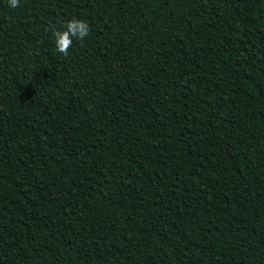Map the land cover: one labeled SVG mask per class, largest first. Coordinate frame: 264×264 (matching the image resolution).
Masks as SVG:
<instances>
[{
	"label": "trees",
	"instance_id": "16d2710c",
	"mask_svg": "<svg viewBox=\"0 0 264 264\" xmlns=\"http://www.w3.org/2000/svg\"><path fill=\"white\" fill-rule=\"evenodd\" d=\"M0 264H264V0H0Z\"/></svg>",
	"mask_w": 264,
	"mask_h": 264
},
{
	"label": "clouds",
	"instance_id": "9594fccd",
	"mask_svg": "<svg viewBox=\"0 0 264 264\" xmlns=\"http://www.w3.org/2000/svg\"><path fill=\"white\" fill-rule=\"evenodd\" d=\"M10 8H18L20 6V0H7ZM90 33L89 24L80 19L72 18L65 22L61 29L53 30L51 35L54 41L55 50L67 57L69 55V49L73 45V40H83L88 37Z\"/></svg>",
	"mask_w": 264,
	"mask_h": 264
}]
</instances>
